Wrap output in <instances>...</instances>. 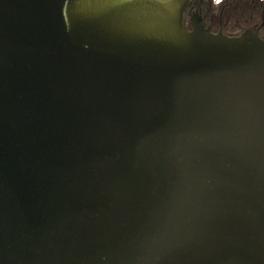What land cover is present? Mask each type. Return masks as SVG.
Masks as SVG:
<instances>
[{"label":"water","instance_id":"95a60500","mask_svg":"<svg viewBox=\"0 0 264 264\" xmlns=\"http://www.w3.org/2000/svg\"><path fill=\"white\" fill-rule=\"evenodd\" d=\"M192 0H0V264H264V37Z\"/></svg>","mask_w":264,"mask_h":264},{"label":"rangeland","instance_id":"374dc122","mask_svg":"<svg viewBox=\"0 0 264 264\" xmlns=\"http://www.w3.org/2000/svg\"><path fill=\"white\" fill-rule=\"evenodd\" d=\"M202 4L209 17L217 19L216 29L219 23L223 24L224 32L236 35L248 27H255L264 22V0H195ZM260 34L264 37V24L260 28Z\"/></svg>","mask_w":264,"mask_h":264},{"label":"flooded vegetation","instance_id":"af4514ba","mask_svg":"<svg viewBox=\"0 0 264 264\" xmlns=\"http://www.w3.org/2000/svg\"><path fill=\"white\" fill-rule=\"evenodd\" d=\"M195 13H200L205 17V19L212 24V28L214 31L223 30V24L219 23V28L216 29L217 19L214 16L209 17V13L204 11V6L199 3H195V0H192L186 8V16L190 22L191 16Z\"/></svg>","mask_w":264,"mask_h":264},{"label":"built area","instance_id":"2783aa9c","mask_svg":"<svg viewBox=\"0 0 264 264\" xmlns=\"http://www.w3.org/2000/svg\"><path fill=\"white\" fill-rule=\"evenodd\" d=\"M222 2V0H215V3H220Z\"/></svg>","mask_w":264,"mask_h":264}]
</instances>
